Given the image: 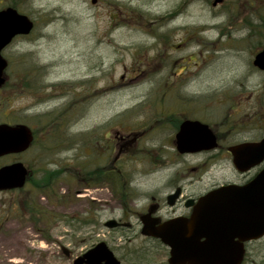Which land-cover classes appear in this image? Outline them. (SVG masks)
<instances>
[{
    "label": "rangeland",
    "instance_id": "374dc122",
    "mask_svg": "<svg viewBox=\"0 0 264 264\" xmlns=\"http://www.w3.org/2000/svg\"><path fill=\"white\" fill-rule=\"evenodd\" d=\"M91 1L18 0V10L34 22V29L2 52L8 61V84L0 91V123H23L35 129L33 116L76 99L64 135L97 136V153L114 148L122 175L144 192L165 182L167 174L155 175L146 156L158 148L172 151L173 131L147 124L155 114H163L164 125L171 114L201 117L211 125L228 118L235 128H244L233 139L264 136V72L252 66L261 48L252 47L253 37L241 40L248 35L245 18L264 19V0H222L215 7L214 0ZM8 2L0 0V8ZM30 67L37 69L24 70ZM154 97L161 98L156 107L163 111L148 110ZM37 134L39 145L31 153L2 158L0 167L44 160L47 165L42 168L50 170L85 155L79 145L41 153L44 135ZM34 172L35 178L41 173ZM104 178L106 184L88 189L78 180L58 179L49 198L35 196V205L45 215L41 220L25 208L27 199L34 197L29 185L0 192V264H72L101 241L117 258H125L122 264H167L163 247L140 237L122 239L104 228L106 220L120 218L112 200L117 192L115 177ZM213 179H232L231 169L227 164L215 169L204 185ZM252 248L245 264H264V241Z\"/></svg>",
    "mask_w": 264,
    "mask_h": 264
},
{
    "label": "water",
    "instance_id": "95a60500",
    "mask_svg": "<svg viewBox=\"0 0 264 264\" xmlns=\"http://www.w3.org/2000/svg\"><path fill=\"white\" fill-rule=\"evenodd\" d=\"M96 0H92L94 4ZM222 0H214L212 6ZM33 23L25 15L9 7L0 10V87L5 83L3 73L7 61L2 51L17 36H27ZM252 65L264 71V49L253 58ZM33 141L31 129L24 124H0V158L25 152ZM176 150L180 154H194L216 147L209 127L199 121L185 120L175 134ZM238 171L260 163L264 159V138L230 149ZM27 169L21 162L0 167V191L21 189L26 182ZM116 221L104 227L112 229ZM142 234L158 239L169 248L168 264H241L243 243L264 236V169L247 185H230L202 196L194 207L189 221L174 220L160 228H152L145 221ZM68 256L67 249L62 247ZM72 264H120L107 245L98 243L74 259Z\"/></svg>",
    "mask_w": 264,
    "mask_h": 264
},
{
    "label": "flooded vegetation",
    "instance_id": "af4514ba",
    "mask_svg": "<svg viewBox=\"0 0 264 264\" xmlns=\"http://www.w3.org/2000/svg\"><path fill=\"white\" fill-rule=\"evenodd\" d=\"M4 77L5 86L8 84V77L6 75ZM4 86L0 88V91L5 88ZM186 119L195 120L185 117L181 121ZM181 121L177 129L174 130L173 136L178 131ZM221 122L222 124L218 125L208 124L215 137L216 147L214 149L195 154H179L175 150L174 140L172 139L170 143L171 152L161 153L156 151L151 156L149 155L150 160H152L150 165L155 169V175L160 174L162 171H166L167 174L165 182L155 183L145 192L143 188H140L130 180L128 181L122 175L119 160H115L114 156H112L106 167V172L119 180L118 183H114L117 187V192L113 194L114 199L111 198L117 204L114 211L120 214V218L111 219L116 221L117 226L109 231L122 239L140 237L147 244L155 246L157 244L163 247L168 254L169 249L162 245L158 239L142 234L145 221L151 222L154 229L160 228L163 224L174 220L189 221L195 205L202 196L230 185L243 187L250 183L264 169V159L260 163L240 172L233 164V156L230 149L237 145L258 142L264 136L256 140L238 141V139L233 138L238 136L237 132H239L241 127L237 129V127L235 128V123L229 124L227 120ZM242 129L244 128L240 130ZM224 164H227L231 169L232 179L218 181L213 179L211 184L205 186V178ZM156 169L158 170L156 171ZM123 177L125 180H123ZM262 241H264V237L257 241L243 243L244 256L252 253L253 244L261 243ZM255 252L260 253L261 251L256 250ZM138 253L140 252H137V255ZM141 255L143 256L144 254L141 252ZM137 258L140 259L142 257ZM124 259H119L121 264Z\"/></svg>",
    "mask_w": 264,
    "mask_h": 264
},
{
    "label": "trees",
    "instance_id": "16d2710c",
    "mask_svg": "<svg viewBox=\"0 0 264 264\" xmlns=\"http://www.w3.org/2000/svg\"><path fill=\"white\" fill-rule=\"evenodd\" d=\"M9 1L10 2L3 5L1 8L6 7V6H11L13 8L18 9V7H20L18 6L19 5L18 0H9ZM257 11L259 10H256V12ZM244 20H245L244 22L245 25H247L249 29H248V35H246L244 38H241V40L248 42V40L253 37L255 38L254 41L256 45L252 47L254 49L264 48V19L255 20V19H252L251 17H247ZM255 30H258V32H256ZM244 41H237V42L243 43ZM35 69L37 68L30 67L24 70H27V72H30V71H34ZM29 79H33V78L31 77ZM30 81L32 82L33 80H30ZM24 88L26 89L29 88L31 91L36 92V93L40 91L38 89L39 87H34L31 84L30 86H28L27 84H24ZM65 93L63 91V92H60L59 94H65ZM51 96H53V92L51 94H48L46 99H49ZM159 101H162L161 98L158 99L154 97L150 99V103L152 105H151V108L148 110L152 109V111H156V110L163 111V109H157L156 107L157 102ZM161 103L162 102H160L159 104ZM77 104H78L77 100L73 99L69 101L67 104L63 105L61 109L48 112V113L36 114L35 116L32 117L33 125L35 127V129H33L34 140H33V143L30 149L25 154L31 153V151L37 145V143L39 145L37 131H40L41 134L44 135V140H41L42 142V148L40 150L41 153H44L47 151L55 152L56 150H60V149H71L73 146L79 145L81 146V149H82L81 154L83 155L85 154L83 156V159L80 161H78L77 158H75L73 159L74 162L71 165L65 164L60 167H57L55 169H50V170H48L49 168L48 166H46L48 168L46 167L42 168L43 164L47 165V163H45L44 160H41V163L39 164H33V163L25 164L27 168L29 169V175L27 177V185H29V188H30L29 190L33 192V196H34V197H30L29 199H27V202L25 203V208L30 215L36 216L37 219H40V220L44 219L45 215L35 205V201H34L35 196L38 194H43L49 198V195L53 189V185L58 179L61 178L62 180H66L69 182L73 180H78L79 182L84 183V186H83L84 188L95 187L96 185H100L102 183L106 184L104 176L108 174V172H106L107 170L106 167L108 166V163L113 156V153H114L113 148L111 149L108 147V149H106V152L97 153L96 148L94 147V145L97 143V139H98L97 136H94V138L91 139V137L89 136L87 137L83 135H80L77 137H74L72 135L69 137H66L64 135L65 125L68 121V118L71 117L73 113L72 111ZM186 110L187 109H180L179 112L186 111ZM165 115L168 116L167 114ZM162 117H163L162 113L155 114L151 117L152 119L150 121H147V124L150 126L155 123L153 125L155 126V129H158V128L162 129V128L168 127L171 131L174 132V130L177 129L179 122L182 120V117L179 118V116L177 117L175 116V114H171V116L166 117L168 118L167 120L168 123L164 125L163 123L164 120H161ZM186 118H189V117L186 116ZM190 118H193L192 115L190 116ZM198 118H201V117H198ZM226 120L228 121L229 124L231 123L230 119L227 118ZM156 122H158L157 125L161 123L162 126L157 127ZM93 141H96V142H93ZM38 147L40 148V146ZM86 149L91 150V152L89 154L84 153ZM154 150L157 151V149H154ZM162 150L164 152L163 148H158V151H162ZM146 157L150 158L149 156H146ZM34 171L41 172L37 176V178H35ZM90 178L91 180L88 182V184H86L87 179H90ZM79 179H84V180L81 181ZM118 182L119 180L114 179L112 183L114 184ZM52 197L57 199L59 196L52 195Z\"/></svg>",
    "mask_w": 264,
    "mask_h": 264
}]
</instances>
